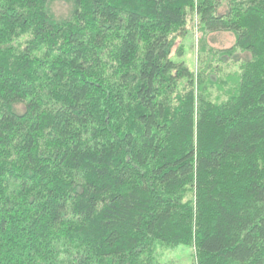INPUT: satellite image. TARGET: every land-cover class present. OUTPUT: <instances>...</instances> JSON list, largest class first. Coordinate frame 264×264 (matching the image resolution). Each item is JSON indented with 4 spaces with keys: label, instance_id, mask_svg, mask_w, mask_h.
<instances>
[{
    "label": "trees",
    "instance_id": "16d2710c",
    "mask_svg": "<svg viewBox=\"0 0 264 264\" xmlns=\"http://www.w3.org/2000/svg\"><path fill=\"white\" fill-rule=\"evenodd\" d=\"M52 1L0 0V264H264V0Z\"/></svg>",
    "mask_w": 264,
    "mask_h": 264
},
{
    "label": "rangeland",
    "instance_id": "374dc122",
    "mask_svg": "<svg viewBox=\"0 0 264 264\" xmlns=\"http://www.w3.org/2000/svg\"><path fill=\"white\" fill-rule=\"evenodd\" d=\"M71 9V4L65 0H53L50 4V11L58 19L66 18ZM197 22L196 17L193 24L188 25V35L182 43L184 50L182 60L189 69L197 70L200 40H203L206 45L207 59L210 60L212 66L219 68L218 77L222 80L229 77L232 80L238 73L239 64L247 59V54L239 50L232 52L231 55L221 53L233 45L234 35L230 32L203 33ZM158 253L162 264H195L194 250L191 247L162 248L158 250Z\"/></svg>",
    "mask_w": 264,
    "mask_h": 264
}]
</instances>
